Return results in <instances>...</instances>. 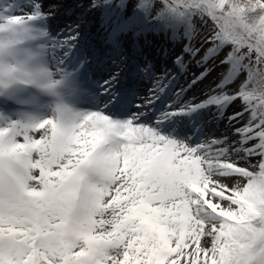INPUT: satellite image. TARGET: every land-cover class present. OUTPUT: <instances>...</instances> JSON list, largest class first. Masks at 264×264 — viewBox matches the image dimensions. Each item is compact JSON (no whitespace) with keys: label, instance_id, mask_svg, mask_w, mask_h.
I'll use <instances>...</instances> for the list:
<instances>
[{"label":"snow or ice","instance_id":"6c2138e0","mask_svg":"<svg viewBox=\"0 0 264 264\" xmlns=\"http://www.w3.org/2000/svg\"><path fill=\"white\" fill-rule=\"evenodd\" d=\"M87 7L97 39L57 31L47 0H0V264H264V0ZM209 113L226 134L180 136Z\"/></svg>","mask_w":264,"mask_h":264},{"label":"rangeland","instance_id":"374dc122","mask_svg":"<svg viewBox=\"0 0 264 264\" xmlns=\"http://www.w3.org/2000/svg\"><path fill=\"white\" fill-rule=\"evenodd\" d=\"M47 0L50 4H61V15L64 19L67 20V22H60V24L52 23V26L56 28L57 31L66 30L68 26L75 27L77 24L80 26L81 31L86 34L92 36L95 34V38H98V34L102 35L100 32V14L98 12L90 11L87 7V0ZM62 2V3H61ZM83 4L84 7H80V5ZM73 20H78L76 24L72 25ZM194 26L196 28V35L192 41L193 45H199L201 41L204 39V37L208 34L209 29L203 24V22L199 21L198 19L194 21ZM127 47H130L136 55H138L141 51H143V55L145 57L151 58L154 60V62L161 61L163 64L161 65V70H163L170 66L167 61V56H165L160 51V40L158 37H152V36H139L138 38V45H133L131 48L132 38H130V35L125 37ZM209 45L204 44L203 48L201 50V55L203 53V50L206 49ZM169 53L171 54L174 49H168ZM134 55V54H133ZM143 58V57H140ZM197 58H201L198 56ZM170 59V56H169ZM209 65H211V61L208 62ZM195 69V64L190 66L189 68V74H191V71ZM223 71L222 67H217L213 70L212 73H210L209 77L202 83L203 90L206 89L207 85L211 84L219 75V73ZM188 76L185 75L183 78H187ZM180 77H178V83L183 80ZM147 85V81L144 83ZM143 84V85H144ZM194 88V87H193ZM192 88V89H193ZM170 92L167 96L164 97V101H167L168 96H170ZM230 108L227 109L226 114L229 113ZM196 128V130H194ZM203 132V126L201 124H197L194 128L190 127V131H186L181 133V137L184 135H193V139H199V135H201Z\"/></svg>","mask_w":264,"mask_h":264},{"label":"bare ground","instance_id":"6f19581e","mask_svg":"<svg viewBox=\"0 0 264 264\" xmlns=\"http://www.w3.org/2000/svg\"><path fill=\"white\" fill-rule=\"evenodd\" d=\"M63 2H65L64 0H62ZM69 1V0H68ZM62 3V2H61ZM55 5H58L59 7H61V4H55ZM61 9V8H60ZM78 20H73L72 22V25L73 24H76ZM60 22H67L66 19H64L61 15V13L59 12L57 14V16L54 18V20L52 21V23H56L57 24H60ZM92 38L94 37L95 38V34H93L91 36ZM132 38H134V36H132ZM124 42L126 44V48L129 52H131V54L133 55H136L135 52L133 50H130L129 47H127V43H126V38H124ZM138 44H136L137 46ZM133 46V41L131 43V48ZM203 54V53H202ZM199 59V58H197ZM158 68L160 69L161 68V65L163 64L161 61H157L156 62ZM162 72V71H161ZM190 77H187V78H183L182 81H180L179 83L180 84H183L184 80L185 79H189ZM182 79V78H181ZM137 87L139 88V92L140 93H143V91L146 90V87L147 85H137ZM203 91V87H202V84L199 86V87H195L192 89H189L187 93L184 94V99H192L193 96H196V97H199L201 95ZM171 93V92H170ZM171 96V94H170ZM164 99V98H163ZM231 111V109L229 110ZM226 110H225V113H224V116L226 117L229 113L226 114ZM213 113H209L207 114L205 117H204V120L202 123H200L204 128H203V137H209V136H219L221 134H226V120L223 119V118H218V119H214L213 118ZM180 122V127L178 129L179 133H183V132H186V131H190V127H191V123H189V120L190 118L188 117H181V118H177ZM192 128V127H191ZM165 129H168V127H165Z\"/></svg>","mask_w":264,"mask_h":264}]
</instances>
